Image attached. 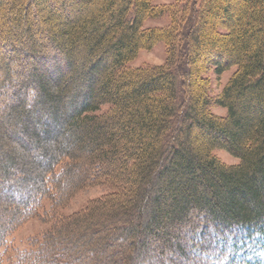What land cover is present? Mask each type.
I'll use <instances>...</instances> for the list:
<instances>
[{
  "label": "trees",
  "instance_id": "trees-1",
  "mask_svg": "<svg viewBox=\"0 0 264 264\" xmlns=\"http://www.w3.org/2000/svg\"><path fill=\"white\" fill-rule=\"evenodd\" d=\"M32 1L40 4L9 0L3 9L0 0V13L16 11L25 34L21 39L22 32L0 28V51L42 68L43 76L34 74V84L22 86L33 93L25 104L18 102L19 113L31 114L42 91L46 102H61L72 113L65 119L72 140L64 137L66 149L53 148L50 162L35 176L38 186L25 185L30 174L22 165L2 169V198L35 194L3 207L0 249L13 234L26 239L23 248L12 249L7 264H149L152 246L144 237L194 236L202 228L203 241L242 229L264 233V0H241L238 6L176 0L168 7L151 0H40V10L47 2L52 10L39 26L29 9ZM31 12L35 17L29 18ZM164 14L167 25L146 27L148 19ZM62 18L58 31L54 19ZM159 43L166 49L163 65H129ZM231 68L221 93L210 95V72L220 76ZM16 78L0 67V92L13 88ZM212 101L225 116L209 112ZM40 114L47 123L49 113ZM17 134L23 147H31L26 133ZM32 136L36 143L39 137ZM214 150L238 162L225 165ZM14 158L8 161L15 164ZM93 185L112 190L79 212H62L74 193ZM117 210L135 214L134 221L127 217L117 233L98 229L95 218L108 222ZM37 212L44 228L17 236ZM168 225L177 232L165 231ZM119 239L126 240L124 246L114 244ZM186 241L165 242L174 259L188 258ZM159 247L166 254V246Z\"/></svg>",
  "mask_w": 264,
  "mask_h": 264
},
{
  "label": "rangeland",
  "instance_id": "rangeland-1",
  "mask_svg": "<svg viewBox=\"0 0 264 264\" xmlns=\"http://www.w3.org/2000/svg\"><path fill=\"white\" fill-rule=\"evenodd\" d=\"M152 4L161 7V6H171L176 2V0H151ZM230 2L233 6H238L241 3V0H227ZM227 1H221L220 5L225 6ZM2 6L1 8L7 9L9 0H2ZM40 4L41 1L39 0ZM32 1V4L30 6V10L34 11L37 15V21L36 24H40V20L43 19L46 15H48L52 9L50 3L47 2V6H44L41 10L39 9V3H35ZM48 8V9H47ZM47 9V10H45ZM57 12V10H55ZM53 11V12H55ZM34 12H31L29 18L35 17ZM80 13V12H76ZM0 13V28H3V30H11L12 34H15L16 32H22L21 39H25V34L23 32V29H18V24L16 23V20H18L19 15H17V12L14 10H8V12ZM27 18V16H26ZM58 18V17H57ZM23 18L21 17V24H24L22 22ZM65 21L64 18L61 20L54 19V29L56 28L58 31L62 27V23ZM169 23V18L167 14L162 15L161 17L155 18V19H148L145 23L146 27H156V26H165ZM208 25V23H207ZM49 31V30H47ZM35 40H39L40 36L37 32V26L35 25L33 33ZM63 42V41H61ZM29 42H25L24 44H28ZM61 43V48L64 49V45ZM12 55V54H11ZM11 55H3V53L0 51V58H2L3 62L0 65V67H3V71H8L12 75L17 76L14 82V86L11 89L1 90L0 92V109H3L2 112H0V178L2 171L5 169H10L14 167L21 166L22 168L26 169L30 174L28 176V179L25 183L26 186H33V185H40V182L37 181V178L35 177L36 174L40 173L42 169L47 165L48 162H50V154L53 153L54 147H60L62 149H66V145L64 144V137L70 138L69 140H72V137H69V133H66V124L65 119L66 117L70 116L72 113H70L64 106L63 103L60 102H46L44 100L45 95L41 91L39 94L40 102L37 104V107L31 114H24L21 115L18 111V106L29 99L33 93V89L25 88L23 89V85H33L35 82L34 74H39L40 76H43L42 74V68L38 65V62H35L34 60L28 59L24 60L21 59L19 55L16 56V60L11 58ZM51 55V54H48ZM205 57V56H204ZM166 60V49L165 46L162 43L157 44L150 50H142L138 53V56L133 60L129 65L131 67H150V66H158L163 65ZM202 64L201 66H203ZM234 68H231L228 71H225L220 76L214 75L212 72H210V81L208 82V89L210 91V95L217 96L221 93L223 88L227 85L228 81L230 80L232 74H233ZM44 73V72H43ZM42 74V75H41ZM46 77V75L44 74ZM70 74L65 75L64 77H69ZM33 83V84H32ZM50 85L52 88L50 91L53 93L56 92V88L54 87L56 84L53 82H50ZM80 89V88H79ZM202 89V88H200ZM17 90V91H16ZM18 93V94H17ZM15 94V95H13ZM44 101V102H43ZM18 102L20 103L19 105ZM29 104V103H28ZM106 106L101 107V111L105 109ZM42 109H45L46 112H48V118H50L47 123L45 121V115H41L40 112ZM209 112L213 113L217 116H225L226 111L224 108L218 106L216 103H213V101L210 104ZM13 132V134H10L7 131L10 130ZM26 133L28 135V141H30L31 147L25 148L21 145V143L16 139L18 136L17 133ZM33 134H36L39 137V140L35 141L33 140ZM39 141V143H38ZM13 154L16 158H14L15 164H11L8 161V156ZM48 154V155H47ZM213 155L219 159L222 163L225 165H233L238 162V160L233 157L230 153L224 151V150H214ZM87 166H89V162H86ZM102 169L104 165H101ZM91 167V166H90ZM32 168V169H29ZM3 169V170H2ZM82 168L77 169L76 173L79 175L78 177H82ZM15 177V175L12 177V179ZM7 183V182H6ZM96 184V183H94ZM3 192L4 188L1 189ZM112 189L109 187H106L105 185H93L89 188H86L85 190L77 191L73 194L72 198L68 202L67 206L62 209V212L65 214H73L76 212H79L80 210L85 209L87 203L90 200L94 199H101L105 195L109 194ZM21 191L24 192L23 188H21ZM1 192V191H0ZM5 194V193H4ZM25 194V195H24ZM22 198H16L12 196V198H2V195L0 193V221L4 220L6 218V214L3 213V207L7 205L8 203H20L23 200L31 201L33 199V196L35 195L32 191L31 193L24 192ZM34 194V195H33ZM28 196V197H27ZM151 195L148 194L149 198ZM143 197V195H141ZM41 212V211H40ZM40 214V213H39ZM38 212L33 215L27 222L19 228L20 231H17V236L21 235V237H28V235L34 234L39 232V230H42L44 228V224L41 223L40 215ZM129 215V216H128ZM124 214V211L117 210L116 218L113 220H110L108 222L105 221V218L96 217V220H99L100 223L98 224V229L101 231H108L110 233H117L118 227L120 225L124 224L123 222H126L128 219H131V221H134L135 214ZM163 218H165L163 216ZM165 228V227H163ZM157 230V229H156ZM165 231L170 232H177V228H174V226H167ZM248 229L241 230L239 234L233 235L232 233H229L230 235L228 237H214V236H208L203 241V234L202 235H185L184 233L181 234L179 237H175L170 239L171 237L165 236V238H159V237H151L146 238L144 237L145 241L149 243L152 246V249L148 252L151 255L152 260L147 259V262H150L149 264H158V261L160 262V258H162L164 263L166 262L168 264H264V235L260 234L259 232L255 230H250L247 232ZM202 232V230H199V234ZM16 236V235H15ZM13 235L10 236L7 244H4L0 249V258L2 255L4 256V260L2 264H7V259L12 258V255H14V252L12 249L14 248H23L25 242V238L23 241H21L18 237L16 238ZM163 236V235H162ZM189 246L187 249V244L183 243L184 246L186 245V250H188V258L187 259H174L173 253L171 254L169 252V246L166 244L167 240L169 239L170 242L178 243V242H184V239ZM5 241V240H4ZM14 241L13 243H11ZM160 242L162 244L160 245ZM166 242V243H165ZM11 243V244H10ZM126 243V240L119 239L114 242V244H117L119 246H124ZM159 244V245H157ZM213 245V246H212ZM165 247L166 254H159L161 248L159 247ZM157 247L159 249L157 250ZM191 251V252H190ZM169 254L172 255V258L169 256ZM160 257V258H159ZM175 257V256H174ZM159 258V259H158ZM158 259V260H156ZM156 260V261H155ZM1 261V259H0ZM155 261V262H154Z\"/></svg>",
  "mask_w": 264,
  "mask_h": 264
}]
</instances>
